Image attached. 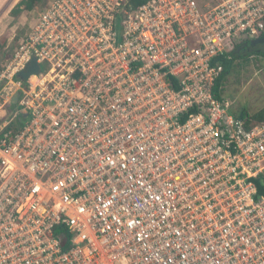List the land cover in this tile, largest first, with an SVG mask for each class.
Instances as JSON below:
<instances>
[{
    "label": "built area",
    "instance_id": "obj_1",
    "mask_svg": "<svg viewBox=\"0 0 264 264\" xmlns=\"http://www.w3.org/2000/svg\"><path fill=\"white\" fill-rule=\"evenodd\" d=\"M22 29L0 63V264H264V124L213 93L264 0H46Z\"/></svg>",
    "mask_w": 264,
    "mask_h": 264
},
{
    "label": "rangeland",
    "instance_id": "obj_2",
    "mask_svg": "<svg viewBox=\"0 0 264 264\" xmlns=\"http://www.w3.org/2000/svg\"><path fill=\"white\" fill-rule=\"evenodd\" d=\"M19 0H0V54L6 52L12 43L23 34L22 26L30 18L29 12H22L19 16L9 15ZM38 7V6H37ZM35 7V9H38ZM0 55V63L2 62ZM220 96L232 102L234 115L245 109L253 115L264 109V60L250 56L247 60L237 61L233 70L225 77L220 88Z\"/></svg>",
    "mask_w": 264,
    "mask_h": 264
},
{
    "label": "trees",
    "instance_id": "obj_3",
    "mask_svg": "<svg viewBox=\"0 0 264 264\" xmlns=\"http://www.w3.org/2000/svg\"><path fill=\"white\" fill-rule=\"evenodd\" d=\"M148 0H129L130 6L132 8H136L142 4H144ZM44 5V0H20L14 8L9 13L10 16L16 17L19 16L23 11L24 12H31L37 8H41ZM251 42L244 44L243 46L238 47L235 49L234 52L231 54L230 60H222V67L223 71L220 74L219 78L215 82L213 93L220 97V88L221 84L223 83L225 77L233 70L235 67V63L237 61H244L247 60L250 56H256L260 59L264 60V49H251L250 51H247V47ZM1 46H4L6 44L5 41H2ZM2 56V59H4L5 53L2 52L0 54ZM239 119L243 120L247 126H254V125H261L264 124V109L257 112L256 114L250 115L248 112H246L245 109H242L238 115H236ZM257 195L260 198H264V179L259 181L257 183Z\"/></svg>",
    "mask_w": 264,
    "mask_h": 264
},
{
    "label": "water",
    "instance_id": "obj_4",
    "mask_svg": "<svg viewBox=\"0 0 264 264\" xmlns=\"http://www.w3.org/2000/svg\"><path fill=\"white\" fill-rule=\"evenodd\" d=\"M37 71H38V66L36 65V62L33 60L25 68V70L19 74V77L25 80L30 74L36 73ZM15 101H16V97L14 98V102Z\"/></svg>",
    "mask_w": 264,
    "mask_h": 264
},
{
    "label": "flooded vegetation",
    "instance_id": "obj_5",
    "mask_svg": "<svg viewBox=\"0 0 264 264\" xmlns=\"http://www.w3.org/2000/svg\"><path fill=\"white\" fill-rule=\"evenodd\" d=\"M255 48L264 49V37L251 42L247 47V51H250L251 49H255Z\"/></svg>",
    "mask_w": 264,
    "mask_h": 264
},
{
    "label": "crops",
    "instance_id": "obj_6",
    "mask_svg": "<svg viewBox=\"0 0 264 264\" xmlns=\"http://www.w3.org/2000/svg\"><path fill=\"white\" fill-rule=\"evenodd\" d=\"M19 1H20V0H19ZM19 1H18V2H19ZM18 2H16V4H17ZM45 2H46V0H44V3H45ZM38 9H40V8H38ZM34 10H36V9H34ZM29 13H30V12H29Z\"/></svg>",
    "mask_w": 264,
    "mask_h": 264
}]
</instances>
